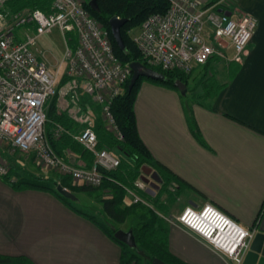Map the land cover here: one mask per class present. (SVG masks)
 <instances>
[{
	"label": "crops",
	"instance_id": "1",
	"mask_svg": "<svg viewBox=\"0 0 264 264\" xmlns=\"http://www.w3.org/2000/svg\"><path fill=\"white\" fill-rule=\"evenodd\" d=\"M199 1L209 4L212 0ZM228 12L234 18L252 15L258 27L245 61L227 62L228 79L219 83L224 87L215 99L184 103L175 90L144 82L135 103L141 139L153 157L189 187L182 195V203L170 207V219L166 220L171 252L190 264L229 263L197 235L171 223L186 208L213 204L247 229H255L264 219V0H231ZM218 48L225 57L217 55L212 59L206 78L214 76L221 63L234 57L228 41L222 40ZM37 53L45 61L38 48ZM204 74V67L197 66L190 78L195 83V94L205 93L200 84ZM83 99L79 96L78 102L83 110L91 111L95 130L96 123L103 121L100 106L89 96ZM65 104L57 98L59 113L67 112ZM187 108L193 111L207 147L193 137ZM81 130L78 124L73 134ZM31 155L33 162L35 156ZM63 155L69 159L67 163L86 165L75 152L63 149ZM25 157L27 167L31 160L29 155ZM0 253L26 255L36 264H120L121 260V248L116 242L55 195L38 190L17 191L4 180H0Z\"/></svg>",
	"mask_w": 264,
	"mask_h": 264
},
{
	"label": "built area",
	"instance_id": "2",
	"mask_svg": "<svg viewBox=\"0 0 264 264\" xmlns=\"http://www.w3.org/2000/svg\"><path fill=\"white\" fill-rule=\"evenodd\" d=\"M8 0H0V145L9 153L34 154L37 165L71 176L78 183L99 187L103 177L98 169H117L120 159L107 149H99L97 133L90 120L91 111L78 102V93L86 94L100 106L106 127L118 139L119 131L111 105L132 76L130 65L115 55L109 32L84 8L83 0H54L52 11L11 12ZM169 10L155 14L139 28L134 37L148 63L163 71L191 74L220 55L218 44L228 41L235 51L232 61L243 63L258 27L252 15L234 18L229 14L231 0L212 5L199 0H168ZM223 12H220V11ZM60 29L64 36L76 34L78 45L67 47L64 59L52 71L37 53L40 38ZM67 80L61 85L62 79ZM61 98L69 116L82 126L75 140L95 156L94 165L74 166L53 150L46 133L49 103ZM89 108V107H88ZM65 130L58 126L55 138ZM11 172V163L0 157V180ZM146 183L137 187L147 190ZM132 203L147 204L129 191ZM174 225L197 235L229 264H242L255 230L242 227L213 204L186 208Z\"/></svg>",
	"mask_w": 264,
	"mask_h": 264
},
{
	"label": "trees",
	"instance_id": "3",
	"mask_svg": "<svg viewBox=\"0 0 264 264\" xmlns=\"http://www.w3.org/2000/svg\"><path fill=\"white\" fill-rule=\"evenodd\" d=\"M53 1L8 0L6 7L14 13L24 10H41L44 13H50ZM91 1L83 0L84 8L109 32L115 55L119 61L123 65H130L136 61L141 62L147 67L163 73L166 78L164 81L141 78L132 90H129L132 76L125 82L121 94L115 98L111 105L116 125L123 136L122 140L109 131L104 121L99 120L94 126L99 140V149H107L120 159V165L117 169L106 170L101 167L98 169L103 177L101 186L92 187L78 184L71 176L56 174L54 177H46L35 175L24 170L22 166L16 167L13 163H11V172L4 181L17 191L38 190L51 193L71 210L93 222L120 246V264H154L153 261L155 259H159L165 264H190L171 252L169 247V223L164 217L168 215L170 207L177 203L184 191L189 187L185 181L153 157L139 135L135 113L137 96L145 80L178 90L176 82L181 81L189 85V80L194 73L193 71L191 74L186 75L179 71H163L160 68L151 66L139 50L132 36V32L141 28L152 15L167 13L170 3L168 0H96L99 11H95L89 5ZM217 1L212 0L208 5L210 6ZM115 17L127 20V23L121 28V34L126 46L124 51L120 50L110 28V20ZM65 38L70 48L75 49L77 47L78 39L75 33L68 32ZM214 58H217V56L211 58L203 66L206 74L202 77L200 84L204 86L205 93L198 95L194 93V88H188V94L190 92L193 93L195 103L215 99L219 90L224 87L220 86L215 78H212L213 75L206 78ZM66 80L67 78L64 77L61 85ZM187 120L193 137L198 143L207 147L193 111L188 108ZM58 126H62L65 132L62 133L60 138H55V131ZM76 126L78 127V123L73 121L67 112L59 113L57 98L53 99L47 108L46 123L47 137L53 150L64 161H69V159L64 157L63 149H68L72 153L75 152L84 158L86 168H91L94 165L95 156L75 140L73 133L77 131ZM10 155L14 160V156H21L22 154L16 151ZM11 157L9 156L8 159L11 160ZM148 172L157 174L162 180V186L156 192L137 187L139 181H143V178L149 176ZM59 186L74 194L76 198L70 199L63 196L58 191ZM129 191L140 196L148 205L144 203L128 205ZM81 197L85 201H90L91 204H84L80 207L78 203L83 201ZM98 205L101 207L99 211H97ZM262 213L260 216H262ZM101 216H105L107 220L117 225H129L130 229L128 230L133 231L136 247H129L116 239L115 233L120 228L112 230ZM139 250L147 254L149 259L146 260L139 253ZM0 264L36 263L26 255L14 256L0 253Z\"/></svg>",
	"mask_w": 264,
	"mask_h": 264
},
{
	"label": "rangeland",
	"instance_id": "4",
	"mask_svg": "<svg viewBox=\"0 0 264 264\" xmlns=\"http://www.w3.org/2000/svg\"><path fill=\"white\" fill-rule=\"evenodd\" d=\"M138 33H139V29H136V30H134L132 32V36L135 37ZM67 47H70V46L66 42V40L64 38V34H62V32L60 31V29H58V28L54 29L52 33L47 34V35L43 36L42 38H40L39 43H38V46H37V48L44 53V58H45V61H47V64L49 63V65H51V66L48 65L49 66V69L52 68L54 72H55V70H57V67H58L59 63H61L63 61ZM222 59H224V58H222ZM227 62L228 63H232L234 61L227 60V61L221 63V66L217 70L215 69L216 70L215 75L212 76V78H215V80L218 83H220V84H222L224 81H226L228 79ZM144 82H152V81L145 80ZM160 86H162V85H160ZM162 87H164V86H162ZM194 87H195L194 81L193 80H190L189 89H193ZM165 88H167V87H165ZM168 89H170V88H168ZM171 90H175V89H171ZM175 92H176L177 96H179V99H181L184 103H186V102L194 103L193 102V93L192 92H190L188 94V91H187V94L188 95L187 94L186 95H183L179 90H175ZM78 94L82 98L81 101L84 100L83 99L84 96H87L86 94L84 95L82 93L81 94L78 93ZM9 151L10 150L7 147V145L6 146L5 145H3V146L0 145V157H4L5 160H7L10 163H13L16 167L17 166L18 167L19 166H22L18 162V160H20V162L22 161V163H23L22 168L24 170L30 169L34 173L36 172V173H38L40 175H44V176H48V177H54V176H56V174L60 175L59 173H57L54 170H49V169H44V168L39 167L37 165L36 161H33L34 162L33 163L32 160H31L32 155H30L29 157H30V160H31V162L33 164H31V162L27 161V163L29 162L30 167H29V165L26 167V165H24L26 163V161H24V160H28V158H26L23 155H21V156H18L17 155V156H14V160H13L12 157H11V155H10V153H9ZM5 156H8V157L10 156L11 157V160H9L8 157H5ZM38 169H40L41 171L38 170ZM44 171H46V172L48 171V172L46 173ZM147 178H149L150 182L153 181L152 174L150 176H148ZM161 186H162V183L159 184V189H160ZM146 188H147V190L150 191L152 189V186L150 184H147L146 185ZM182 198L183 197L181 196V198L177 201L178 203H176V204L182 203ZM81 199L83 201L78 203L80 207H82L84 204H86V205L87 204H91L90 201H88V200L85 201L82 197H81ZM164 200H166V198H164ZM183 203L186 204L185 197L183 199ZM127 204L128 205L129 204H132L131 198L128 199ZM97 208H98L97 211L101 210V207L99 205L97 206ZM172 208H173V206L171 207V209ZM170 212L171 211L169 210L168 211V214H170ZM101 217H103V220L106 221V223L109 225V227L112 230H116L117 228L118 229L120 228V230L122 229L124 231H129L128 229H130L129 225H127V224L126 225H117V224H115V223L107 220L105 218V216H101ZM164 217H165V219H170L169 215H166ZM242 227H244V226H242ZM139 253L146 260L149 259L148 255L145 254L143 251H140L139 250Z\"/></svg>",
	"mask_w": 264,
	"mask_h": 264
},
{
	"label": "water",
	"instance_id": "5",
	"mask_svg": "<svg viewBox=\"0 0 264 264\" xmlns=\"http://www.w3.org/2000/svg\"><path fill=\"white\" fill-rule=\"evenodd\" d=\"M89 5L95 11H99V7L97 5L96 0H92ZM220 12H223L222 10ZM127 23V20L120 19V18H112L110 20V28L112 31V35L119 46L120 50L124 51L126 49L122 34L121 28ZM132 70V77L129 85V90H132L133 87L136 85L139 79L146 78L155 81H164L165 75L157 70H154L150 67H147L141 62H132L130 64ZM176 87L178 90L183 94L186 95L188 91V87L186 84L182 83L181 81L176 82ZM150 176V172L147 173ZM153 181L150 182L149 178H143V182L146 184H150L152 186L151 191L156 192L159 190V184L162 183L161 178L157 174H152ZM58 191L65 197L70 199H75L76 196L69 192L68 190L64 189L62 186L58 187ZM255 235L251 241L250 248L245 254L242 264H264V219L259 222V224L255 228ZM115 238L118 239L120 242L125 243L129 247L135 248L136 247V240L133 234V231H124L118 230L115 233ZM154 264H165L159 259H155Z\"/></svg>",
	"mask_w": 264,
	"mask_h": 264
},
{
	"label": "flooded vegetation",
	"instance_id": "6",
	"mask_svg": "<svg viewBox=\"0 0 264 264\" xmlns=\"http://www.w3.org/2000/svg\"><path fill=\"white\" fill-rule=\"evenodd\" d=\"M255 230V229H254ZM255 233H256V231H255ZM255 235V234H254Z\"/></svg>",
	"mask_w": 264,
	"mask_h": 264
}]
</instances>
